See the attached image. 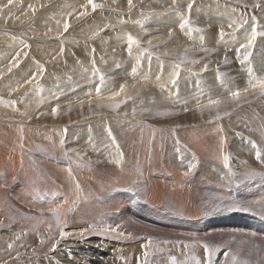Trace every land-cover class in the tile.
I'll use <instances>...</instances> for the list:
<instances>
[{"label":"rangeland","instance_id":"obj_1","mask_svg":"<svg viewBox=\"0 0 264 264\" xmlns=\"http://www.w3.org/2000/svg\"><path fill=\"white\" fill-rule=\"evenodd\" d=\"M25 1L13 0L5 8L8 0H0V18L3 17L4 21L0 23V135L5 143L12 145L10 148H14V144L9 139L11 134L15 135L18 156L0 164V205L4 206L0 214V264H47L50 261L48 255L57 250L52 243L45 246L38 236L30 239L27 237L30 230L16 226L19 212L20 216L28 214V211L34 212L24 209L16 196L21 195L39 207L46 196L58 198L65 193L71 198L76 196L75 203L83 208L91 209L96 205L94 207L99 209L90 218L85 217L83 211H78L82 215L80 220L74 223L69 219L64 227V231H69L68 236H74L72 232L79 230L81 223L82 226L87 223V227L83 226L85 228L96 223L97 229L87 233L88 237H111L128 245L130 240L146 239L148 243V238H152L153 246L148 249L149 264H169V255L184 260L193 252L201 258L196 253V245L203 247L202 243L192 245L197 240L221 245L215 254V262L231 250L237 254L238 262L264 264V227L254 221L257 215L251 217V214L264 216V207L254 204L264 202V199L251 198L255 194L264 196L260 191L264 189V163L256 158L257 152L264 158V95L258 88L243 94V90L249 88V70L256 78H264V35L257 36L250 50L252 54L244 63H241L244 50L240 48L251 34L253 24L258 32L264 33V0H132L131 10L128 0H94L103 5L94 11L87 0ZM190 2L193 7L189 14L187 5ZM85 9L88 14L80 17L79 13ZM9 18L14 20L7 22ZM183 19H188L189 24L182 29ZM244 20L248 23L234 31L236 25ZM22 21L25 22L23 25L20 24ZM65 21L72 22L67 32L63 29ZM229 24L233 27L229 28ZM221 28L226 34L223 38L220 36ZM129 34L136 41L131 54L128 50ZM17 60L18 66L12 67ZM121 85L125 86L124 93L113 96L120 91ZM236 90L242 92L239 101L231 99V93ZM127 92L131 94L126 95ZM215 99H227V103L219 107L209 105V101ZM11 101L16 103L13 105ZM109 104H119V107H109ZM53 108L58 109L55 115L52 114ZM174 109L175 113H171ZM191 110H200L199 114L207 115L206 121L200 120L199 124H208V129L203 134L199 133L203 140L202 148L205 145L207 153L204 156L199 153L196 158L192 153L194 140L189 142V134L185 131L187 124H180L181 119L188 121ZM225 112L230 114L224 115ZM146 123L152 129L141 127ZM199 124L189 126L197 128ZM137 129H142L143 134L138 130L135 135L133 131ZM145 130L151 135H147ZM134 136L139 137L135 139ZM129 138L138 141L140 145L135 143L138 149L132 143L135 141ZM48 143H52L50 148V144L46 146ZM249 147L254 157L249 156ZM52 148L60 151L59 159L53 156ZM225 150L227 165L225 161L219 163L226 156L223 154ZM75 155L89 157L92 166L99 163L104 167V170L95 172L106 178L98 179L102 187L94 184L97 192L81 182H77V187L72 177L75 173L68 167L62 173H65L62 176L65 180L53 171L55 175L50 182L55 185L47 188L48 191L45 189L43 194L44 189L37 187L35 180H40L39 176L48 177L49 170L38 162L56 158L65 165V161L69 162L70 156ZM93 158L97 160L93 161ZM188 163L190 166L192 163L191 168ZM225 167L229 168V178L224 173ZM217 175H222L221 182ZM214 179L225 186L219 188ZM64 181L70 182V188ZM147 192L158 198L154 205L160 204L164 209L162 218L166 216L167 208L181 222L188 220L189 213L197 214L201 217L199 228L195 227L192 233L180 232L151 221L154 209L146 210L147 216L135 208L134 203L125 208L126 193L132 197L136 194L143 197ZM3 198L11 205L4 204ZM198 204L203 207L208 222L201 211H189ZM253 204V207H248ZM96 214L97 220L94 218ZM101 214H104L102 224ZM50 224L52 236L58 237L59 228L53 221ZM105 226L119 227L115 232L105 233L100 230ZM18 234L20 239H16ZM9 243L12 248L8 247ZM157 245L165 251L158 252ZM131 248L121 250L117 256L109 255L108 263H102L101 259L100 264H138V258H144L140 254L143 253L141 246Z\"/></svg>","mask_w":264,"mask_h":264},{"label":"bare ground","instance_id":"obj_2","mask_svg":"<svg viewBox=\"0 0 264 264\" xmlns=\"http://www.w3.org/2000/svg\"><path fill=\"white\" fill-rule=\"evenodd\" d=\"M25 1V0H24ZM28 1V0H27ZM40 1V0H39ZM38 1V2H39ZM41 1H45V0H41ZM111 1V0H110ZM243 1V0H242ZM250 1V0H249ZM259 1V0H258ZM261 1V0H260ZM3 2V1H2ZM47 2H48V0H47ZM51 2V1H50ZM101 2V1H100ZM117 2V1H116ZM123 2V1H122ZM246 2V1H245ZM261 2H263V1H261ZM261 2H259V3H261ZM25 3H26V1H25ZM240 3V2H239ZM257 3V2H256ZM39 4H41L40 2H39ZM45 4V3H44ZM82 4V3H81ZM116 4V3H115ZM102 5V4H101ZM35 6H36V4H35ZM106 7V6H105ZM26 9V8H25ZM51 9V8H50ZM53 9V8H52ZM51 9V10H52ZM87 9V8H86ZM85 9V10H86ZM99 9V8H98ZM39 10V9H38ZM49 10V9H48ZM48 10H45V11H48ZM32 11H33V8H32ZM89 11V10H88ZM31 12V11H30ZM34 12V11H33ZM32 12V13H33ZM117 12V11H116ZM26 15V14H25ZM99 15V14H98ZM4 16V15H3ZM73 16H75V15H73ZM71 17V16H70ZM84 17V16H83ZM256 17V16H255ZM67 18V17H66ZM2 19H3V17H2ZM1 18H0V23H3L4 21L2 20ZM67 19H69V18H67ZM80 19V18H79ZM12 20H14V19H10L9 18V20L7 21V22H11ZM27 20V19H26ZM85 20V19H84ZM69 21V20H68ZM29 22H31V19L29 20ZM72 22H73V20H72ZM71 22V23H72ZM25 22H21L20 24H24ZM71 23H69L70 25H71ZM28 24V23H27ZM62 26V25H61ZM25 27V26H24ZM72 28V27H71ZM19 29V28H18ZM61 30V29H60ZM60 30L57 32V34H59V32H60ZM62 31V30H61ZM50 34H54V33H50ZM66 34V33H65ZM54 35H56V34H54ZM61 35V34H60ZM67 35V34H66ZM59 36V35H58ZM60 38V37H59ZM40 42V41H39ZM35 44V43H34ZM193 46V45H192ZM194 48V47H193ZM201 48V47H200ZM199 48V49H200ZM26 50H27V48H25ZM182 50V49H181ZM197 50V49H196ZM209 50H211L210 48H209ZM202 51V50H201ZM200 50H199V52H201ZM20 52V51H19ZM212 52V51H211ZM230 52V51H229ZM198 53V52H197ZM221 55V54H220ZM21 56V55H20ZM231 56H232V54H231ZM18 57V56H17ZM22 57V56H21ZM213 57H214V55H213ZM213 57H212V59H213ZM218 57V56H217ZM215 58H216V56H215ZM214 58V59H215ZM232 58V57H231ZM233 59V58H232ZM20 60H21V58H20ZM199 61V60H198ZM200 62V61H199ZM211 62H212V60H211ZM213 62H215V60L213 61ZM217 62V61H216ZM182 63V62H181ZM231 63V62H230ZM188 65V64H187ZM214 65V64H213ZM209 66V65H208ZM212 66V65H211ZM211 68V67H210ZM175 76V75H174ZM130 88H131V86H129ZM134 87V88H133ZM132 87V89H135V86H133ZM130 90V89H129ZM126 91H127V88H126ZM130 91H132L133 93L135 92V91H133V90H130ZM129 91V92H130ZM137 91V90H136ZM129 92H127L126 93V95L129 93ZM124 93V92H123ZM132 93V94H133ZM136 93V92H135ZM122 94V93H121ZM120 94V95H121ZM129 94H131V93H129ZM128 94V95H129ZM124 95V94H123ZM137 95V94H136ZM199 96V95H198ZM132 97H135V96H132ZM230 98V97H229ZM196 99V98H195ZM204 99V98H203ZM206 99V98H205ZM227 100V99H226ZM225 100V101H226ZM230 101V100H229ZM248 102V101H247ZM105 104L107 103V101L106 102H104ZM96 104V103H95ZM195 104V103H194ZM88 105V104H87ZM110 105V104H109ZM183 105V104H182ZM98 106V105H97ZM195 106V105H194ZM221 106V105H220ZM185 107V106H184ZM210 107V106H209ZM209 107H208V109H209ZM196 108H200V107H197L196 106ZM79 109V108H78ZM87 111H88V109H86ZM178 110V109H177ZM201 110V109H200ZM200 110H199V112L198 111H196V110H191V112H189V113H191V115H190V118H188V121H185L184 119L182 120L181 119V121H180V124L181 125H186L187 124V126H186V128H185V131L186 132H188V134H189V136H188V139H189V142L191 141V139H193L194 140V145L192 146L193 148H191L192 150H194V152H192L193 153V156L196 158V155H198L199 153H203V156H204V154L205 153H207L206 151H204L205 149H206V146L204 145L203 146V148H202V143H203V140H202V137H201V135L200 134H203V132H205L207 129H208V124H206V123H202L201 125L199 124L201 121L200 120H202V122L203 121H206L205 120V117L207 116V115H203V114H199L200 113ZM207 110V109H206ZM205 110V111H206ZM210 110V109H209ZM80 111V110H79ZM175 111V109L174 110H171V113H173V112ZM182 111V110H181ZM211 111H215V110H211ZM223 111V110H222ZM146 112V111H145ZM144 112V113H145ZM207 112V111H206ZM146 113H148V112H146ZM175 113V112H174ZM202 113V112H201ZM138 114V113H137ZM139 114H142V112L140 111V113ZM164 114H166V113H164ZM180 114H182L181 112H180ZM208 114V113H207ZM110 115V114H109ZM176 115V114H175ZM213 115V114H212ZM223 115V114H222ZM140 116V115H139ZM156 116V115H155ZM158 116V115H157ZM173 116V115H172ZM163 116L161 115V117L160 118H162ZM171 117V116H170ZM223 117V116H222ZM44 118V117H43ZM155 120V119H154ZM160 120V119H159ZM190 120V121H189ZM158 121V120H157ZM140 123V122H139ZM170 123V122H169ZM179 123V122H178ZM199 124V126L197 127V128H195V127H192V126H189V124ZM142 124V123H141ZM176 124H177V121H176ZM42 125V124H41ZM144 125V124H143ZM139 126H140V124H139ZM142 128H147V127H149L150 128V125L148 124V123H146L145 124V127H143V126H141ZM161 127V126H160ZM0 128H1V125H0ZM139 128V127H138ZM179 128V127H178ZM150 129H152V128H150ZM181 129V128H180ZM179 129V130H180ZM138 130L139 129H137L136 131H133L134 132V134L136 135L137 134V132H138ZM175 130V129H174ZM173 130V131H174ZM183 130V129H182ZM140 132L142 131V129L141 130H139ZM143 131H144V129H143ZM146 131V130H145ZM151 131V130H150ZM212 131V130H211ZM136 132V133H135ZM140 132H139V134H140ZM147 132V131H146ZM1 133V132H0ZM39 133V132H38ZM129 133H132V131L131 132H129ZM142 133V132H141ZM150 132L148 131L147 132V135H151V133L149 134ZM179 133V132H178ZM185 133V132H184ZM200 133V134H199ZM138 134V135H139ZM143 134V133H142ZM145 134V136H146V133H144ZM233 134V133H232ZM133 135V134H132ZM178 135V134H177ZM205 135L207 136V134L205 133ZM42 136V135H41ZM184 136H186V135H184ZM130 137H131V135H130ZM137 137H139V136H137ZM136 137V138H137ZM140 137H141V135H140ZM134 138H135V136H134ZM135 138V139H136ZM142 138H143V135H142ZM148 138V137H147ZM146 138V139H147ZM150 138V137H149ZM263 138V137H262ZM0 164L1 163H3V162H7V160L8 159H14L15 160V158H18V156H17V154H16V147L15 146H17V140H16V138H15V135L14 134H11V138L9 139L10 140V142L12 141L13 142V146H14V148H10L11 146L9 145V143H5V139H3L2 137H1V135H0ZM86 139V138H85ZM129 139H131V138H129ZM132 139H133V137H132ZM131 139V140H132ZM135 139L134 140H132V141H135ZM143 139H145V138H143ZM142 139V140H143ZM186 139H187V137H186ZM187 139V140H188ZM58 140H59V138H58ZM88 140V139H87ZM138 140H140V139H138ZM238 140V139H237ZM137 141V140H136ZM132 142L133 143V145H135L136 146V144H139L138 143V141L137 142ZM141 141V140H140ZM139 141V142H140ZM148 141H149V139H148ZM236 141V140H235ZM143 142L145 143V140H143ZM147 142V141H146ZM206 142H207V140H206ZM237 142V141H236ZM129 143H131V142H129ZM136 143V144H135ZM141 143H142V141H141ZM41 144H44V142H42ZM50 143H48V144H46V146H48ZM124 144V143H123ZM143 144V143H142ZM212 144V143H211ZM239 144H241V143H239ZM140 145V144H139ZM226 145H227V143H226ZM46 146H45V148H46ZM52 146V143L48 146V148H50ZM70 146V145H69ZM129 146H130V148H131V146L132 145H130L129 144ZM128 146V147H129ZM138 146V145H137ZM134 147V148H137L138 149V147ZM166 146V145H165ZM191 146V145H190ZM215 146V145H214ZM228 146V145H227ZM126 147V146H125ZM151 147V146H150ZM221 147V146H220ZM243 147H245V146H243ZM71 148H73V147H71ZM133 148V147H132ZM133 148V149H134ZM219 148V147H218ZM225 148H226V146H225ZM236 149H237V147H235ZM246 148V147H245ZM248 148V147H247ZM246 148V149H247ZM264 148V147H263ZM53 149V148H52ZM75 149V148H74ZM166 149V148H165ZM219 149H221V148H219ZM54 150V149H53ZM124 150V149H123ZM191 150V151H192ZM237 150H240V149H237ZM248 150V149H247ZM136 151V150H135ZM168 151V150H167ZM215 151H216V148H215ZM214 151V152H215ZM222 151V150H221ZM220 151V152H221ZM234 151V150H233ZM54 155L53 156H55V157H58L57 159H59V157H60V151L58 150V149H55L54 151ZM225 153H223V154H225L226 156H227V153H226V150L224 151ZM61 153H64L65 154V152H61ZM229 153V152H228ZM231 153V152H230ZM238 153V152H237ZM248 153H249V156L250 157H254V153H253V150L249 147V151H248ZM219 154V153H218ZM245 154H247V152L245 153ZM216 155V154H215ZM241 155V154H240ZM246 156V155H245ZM20 157V156H19ZM62 157V156H61ZM193 157V158H194ZM225 157V156H224ZM65 158V157H64ZM64 158H61V159H64ZM70 158H71V160H70ZM70 158H69V162H68V160H66L65 161V165H63L64 164V162H63V164L62 163H60L59 162V160H57L56 158H53V159H55V160H53V161H45L44 159H42V160H40L38 163L42 166V167H44V168H46L47 170H49V176L48 177H42V176H39V178H40V180H35V184L37 185V187H39V188H42V189H44L43 190V194H45V192L46 191H48L49 189H47V188H50V187H54V185L55 184H52L51 182H50V180H53L52 178H53V176L55 175V173L53 172V171H55L56 173H58L60 176H61V178H63L62 176H64L65 175V173L62 175V173L63 172H66L67 170H68V167H70L71 168V170L76 174H74L73 175V173H72V177L74 176V179H75V182H76V186L77 185H79V184H77V182H81V183H84V184H87L88 186L90 185L92 188H93V190L94 191H96V188H95V186L96 187H100L101 185H102V182L100 183V181H98V179L100 180H102V179H104V177L103 178H101L100 177V175L98 176V175H96L95 174V172L96 171H98V170H100V169H103L102 168V166L101 165H98V164H95L94 163V167L92 166V164H91V162L89 161V157L87 158H82V157H79V156H77V155H75V156H70ZM130 158V157H129ZM136 158H137V156H136ZM199 158V157H198ZM246 159H247V157H245ZM39 159V158H38ZM48 159V158H47ZM50 159V158H49ZM238 159V158H237ZM17 160V159H16ZM94 160H97V158L95 159V158H93V161ZM191 160V159H190ZM210 160V159H209ZM243 160V159H242ZM253 160V159H252ZM189 161V160H188ZM194 161V160H193ZM222 161H224L223 159L222 160H219V163H221ZM249 161V160H248ZM16 162H18V161H16ZM96 162V161H95ZM191 162V161H190ZM197 162V161H196ZM195 162V163H196ZM203 162V161H202ZM13 163V162H12ZM21 163V162H20ZM112 163V162H111ZM240 163V162H239ZM255 163V162H254ZM6 164H8V163H6ZM11 164V163H10ZM10 164H8V165H10ZM110 164V163H109ZM182 165L184 164V163H181ZM189 164V166H190V163H188ZM236 164V163H235ZM241 164V163H240ZM248 164V163H247ZM19 165H21V164H19ZM25 165V164H24ZM113 165V164H112ZM122 165V164H121ZM120 165V166H121ZM226 165V164H225ZM13 166H14V164H13ZM22 166V165H21ZM21 166H20V168H21ZM124 166V165H123ZM191 166H192V163H191ZM191 166H190V168H191ZM211 166V165H210ZM15 167V166H14ZM95 167H98L97 168V170L95 169ZM109 167V166H108ZM131 167V166H130ZM223 167V165L221 166V168ZM232 167V166H231ZM17 168V167H16ZM23 168V167H22ZM113 167H111L110 169H112ZM121 168H122V166H121ZM132 168V167H131ZM189 168V169H190ZM214 168V167H213ZM236 168V167H235ZM124 169V168H123ZM206 169V168H205ZM229 168H226L225 167V174H226V177L227 178H229L228 177V170ZM104 170V169H103ZM107 170V169H106ZM113 170H114V168H113ZM120 170V169H119ZM125 170V169H124ZM231 170V169H230ZM240 170V169H239ZM115 171V170H114ZM128 171V170H127ZM126 171V172H127ZM243 171V170H242ZM118 172H120V171H118ZM193 172V171H192ZM121 173V172H120ZM243 173H245V172H243ZM47 174V173H46ZM67 174V173H66ZM128 174H129V172H128ZM232 174V173H231ZM69 175H70V171H69ZM106 175V174H105ZM120 175V174H119ZM207 175V174H206ZM102 176H104V175H102ZM199 176H201V175H198L197 176V178L199 177ZM218 176V175H217ZM71 177V178H72ZM133 177V176H132ZM203 177V176H202ZM218 177H220V176H218ZM224 177V176H223ZM59 178V177H58ZM65 178V177H64ZM63 178V179H64ZM109 178V177H108ZM200 178V177H199ZM221 178H222V175H221V177L219 178V182H221ZM60 179V178H59ZM73 179V180H74ZM106 179V178H105ZM104 179V180H105ZM218 179V178H217ZM58 180V179H57ZM65 180V179H64ZM68 180V179H67ZM69 180H70V178H69ZM73 180H71V181H73ZM109 180V179H108ZM179 180V179H178ZM215 180V185L217 186L218 185V187L219 188H221V187H224L225 185L223 184V185H220V183L219 182H217V180L216 179H214ZM62 181V180H61ZM110 181V180H109ZM108 181V182H109ZM66 184H70V182L69 181H64ZM112 182H113V180H112ZM217 182V183H216ZM223 182V181H222ZM27 183H28V185L31 187V188H33L32 187V184L31 183H29L28 181H27ZM105 183V182H104ZM134 183V182H133ZM147 183H148V181H147ZM94 184H95V186H94ZM67 185V186H68ZM151 185V184H150ZM34 186V185H33ZM66 186V187H67ZM76 186H74V188H77ZM81 186V185H80ZM104 186H107V185H104ZM111 186V185H110ZM114 186V185H113ZM65 187V186H64ZM102 187V186H101ZM100 187V188H101ZM69 188H70V185H69ZM85 188V187H84ZM104 188V187H103ZM107 188V187H106ZM35 189H37V188H35ZM45 189H46V191H45ZM216 189V188H215ZM39 190V189H38ZM100 191H101V189H99ZM150 190V189H149ZM170 190V189H169ZM2 191V190H1ZM53 191V190H52ZM67 191H69V189L67 190ZM66 191V192H67ZM86 191V190H85ZM84 191V192H85ZM108 191V190H107ZM106 191V192H107ZM157 191V190H156ZM222 191V190H221ZM220 191V192H221ZM260 191H262L263 193H264V189H260ZM87 192V191H86ZM97 192V191H96ZM208 192V191H207ZM217 192V191H216ZM39 193V192H38ZM61 193V192H60ZM59 193V194H60ZM156 193V192H155ZM212 193H214L213 192V190H212ZM211 193V194H212ZM223 191H222V196H225V193H224V195H223ZM39 194H41V193H39ZM70 194V193H69ZM76 194H77V192H76ZM86 194V193H85ZM88 194V193H87ZM101 194V193H100ZM208 194V193H207ZM216 194V193H215ZM152 195V194H151ZM156 195H157V193H156ZM155 195V196H156ZM7 196V195H6ZM16 196V195H15ZM56 196H57V194H56ZM72 196H73V194H72ZM75 196V195H74ZM159 196V195H158ZM221 196V195H220ZM257 196V194H255L254 196H252L251 198H254V197H256ZM261 196V195H260ZM54 197V196H53ZM58 197V196H57ZM80 197V196H79ZM153 197V200H152V204L154 205V204H156V203H158V201H157V197L155 198L154 196H152ZM216 197V196H215ZM28 198V197H27ZM75 198H76V196L74 197V198H71L67 193H65V196H63V197H58V198H49V197H47L46 196V200L45 201H43V202H41L40 204H39V207L38 206H35L30 200H28V199H26V198H24V197H22L21 195H18V196H16V200L24 207V209H27V210H32V211H34V212H31V211H28V214L26 213V214H23V215H21L20 216V212H19V214L17 215L18 216V218H17V216H16V219H17V223H16V226L17 227H21L22 229L23 228H25V229H28V230H30L28 233L30 234V236L28 235L27 237H31V236H35L34 237V239L38 236V237H41V239H43V243H41V244H43V245H45V246H48V245H50V243H52V245H56V247L54 248V249H57V250H60V251H62V252H60V253H58L57 252V250H56V252L54 251L53 253L54 254H49L48 255V258H50V261L49 262H51L52 264H100L101 263V259L103 260L102 261V263H104V261H108L109 259H110V257H109V255H113V256H117L119 253L118 252H120L121 250H123V249H127V248H131V247H137V246H141V249H142V251H143V253H144V249L142 248V245H144V244H146V239H143V240H141V239H138V240H130L129 241V245L128 244H124V243H120L119 241H118V239H117V241H115L116 240V238H115V240L113 239V238H111V237H109V238H107V239H104V238H101V237H98V238H93V237H88L87 235L89 234H86L85 236H81V235H79L80 234V228H82V229H84L85 227H87V223L86 222H84L83 224L85 225V227H83L82 226V223L81 222H83V221H81L80 223H81V226H80V228H79V230H76V231H74V232H72L73 234L72 235H74V236H66V237H61L60 235L58 236V237H53L52 236V227L51 228H49V225H51L50 224V221H53L55 224H56V219H55V217L53 216V213H52V209H57V208H59L60 209V217H61V219L62 220H66V221H68L69 219H72V221H74V223L76 222V221H78V220H80L79 219V217H82V215L80 214V213H77L78 211H83L84 213H86V215H85V217H89L90 218V215L92 216L94 213H95V210H98L99 211V209H98V207H94V206H96V205H93V207L91 208V209H88V208H86L85 206H84V208L80 205V204H78V203H75V210L74 211H72V212H68L67 211V209H68V207H70V206H72L73 205V202H75ZM166 198V197H165ZM68 199H70V201H68ZM93 199V198H92ZM103 199V198H102ZM167 199V198H166ZM165 199V200H166ZM3 200H4V204H9V203H7V200L5 199V198H3ZM10 201V200H9ZM15 201V200H14ZM84 202H86V201H84ZM164 202V201H163ZM168 202V201H167ZM17 204V203H16ZM6 205V206H7ZM9 205H11V204H9ZM160 205V204H159ZM3 205L1 204L0 205V214H2L3 213ZM26 210V211H27ZM40 212V213H39ZM22 213H24V212H22ZM21 213V214H22ZM44 213H46L47 215H44ZM185 215V214H184ZM76 216H78V217H76ZM96 217V220H97V214H96V216H94V218ZM88 220H90V219H88ZM87 220V221H88ZM92 222V221H91ZM98 222V221H97ZM89 224V223H88ZM73 225V224H72ZM74 225H76V224H74ZM80 225V224H79ZM253 225H255V226H257L258 227V225H256L255 223H253ZM71 226V225H70ZM89 226V225H88ZM73 227V226H72ZM72 227H69V228H72ZM78 228V227H77ZM116 228V227H115ZM242 228H244V227H242ZM241 228V229H242ZM259 228V227H258ZM19 229V228H18ZM65 229V228H64ZM116 229H118V228H116ZM75 230V229H74ZM21 231V230H20ZM60 231V230H59ZM59 231H58V233H59ZM69 232V231H68ZM27 233V234H28ZM75 233H78V234H75ZM112 233V232H111ZM26 234V235H27ZM71 234V233H70ZM114 234V233H113ZM115 235V234H114ZM87 236V237H86ZM31 239V238H30ZM33 239V238H32ZM33 239V240H34ZM32 242H34V241H32ZM37 242V241H36ZM41 242V241H40ZM133 242H136L135 244L133 243ZM227 242H228V240H227ZM130 243H133L134 245H130ZM35 245H36V243H34ZM194 243H192V245H193ZM196 245V244H195ZM44 246V247H45ZM50 248V247H49ZM52 248V247H51ZM132 249V248H131ZM133 249H135V248H133ZM140 249V248H139ZM140 249V250H141ZM192 249V248H191ZM32 250H33V248H32ZM138 250V249H137ZM3 251V250H2ZM48 251H50V250H48ZM31 252V251H30ZM42 252V251H41ZM131 252V251H130ZM23 253V252H22ZM143 253H141L140 252V254H143ZM190 253V252H189ZM196 253H198V254H200V256H201V258H202V261L204 260V250H203V247H201V246H197L196 245ZM130 254V253H129ZM131 254H132V252H131ZM138 254V253H137ZM137 254H135L134 255V257L137 255ZM27 255V254H26ZM35 255V254H34ZM120 255V254H119ZM122 255V254H121ZM125 255V254H124ZM126 255H128V254H126ZM4 256V255H3ZM36 256V255H35ZM39 256V255H38ZM43 256V255H42ZM70 256H71V258H70ZM129 257L131 256V255H128ZM177 257H178V255H176ZM216 256V255H215ZM2 257V256H1ZM133 257V256H132ZM131 257V258H132ZM162 257H164V256H162ZM167 257V256H166ZM181 257V256H180ZM18 258V257H17ZM142 258H143V256H142ZM165 258V257H164ZM219 258V257H218ZM2 259V258H1ZM40 259V258H39ZM56 259H58V260H56ZM71 259V260H70ZM115 259V258H114ZM130 259V258H129ZM134 259V258H133ZM136 259V258H135ZM140 259V258H139ZM166 259V258H165ZM163 260V262L165 261L166 262V260ZM183 259V258H182ZM160 260H161V258H160ZM168 260V259H167ZM177 260H180V259H177ZM225 260V257H224V255L222 254V256H220V258L219 259H216V262H215V264H222V262ZM37 261H38V259H37ZM111 261V260H110ZM135 261H137V260H135ZM162 261V260H161ZM6 262V261H5ZM49 262L47 263V264H49ZM108 263V262H107ZM126 263V262H125ZM168 263V262H167ZM3 264V263H2ZM111 264V263H110ZM165 264V263H164Z\"/></svg>","mask_w":264,"mask_h":264},{"label":"snow or ice","instance_id":"obj_3","mask_svg":"<svg viewBox=\"0 0 264 264\" xmlns=\"http://www.w3.org/2000/svg\"><path fill=\"white\" fill-rule=\"evenodd\" d=\"M174 2H175V0H174ZM12 3H13V0H8V4L4 5V7L6 8L8 5H11ZM87 4L92 6L93 11L96 8H102L103 7V5L95 3L94 0H87ZM128 5H129V10H131V8L133 6L132 0H128ZM257 6H259V5H257ZM29 7H32V6L29 5ZM192 7H193V3L192 2L188 3L187 10H188L189 14L191 12ZM33 11H35V9H33ZM87 14L88 13L85 10L84 12L79 13V16L83 17V16H86ZM69 15H71V13H69ZM247 23H248V21L244 20L242 22V24H237L236 28L233 29V30L236 31L237 29L241 28L243 26V24H247ZM188 24H189V20L188 19H183L181 24H180V27L183 29ZM228 27L232 28L233 25L229 24ZM69 28H70V24L67 21H65L64 24H63L64 31L67 32ZM197 30L199 31V29H197ZM171 35H172V33L169 32V36H171ZM224 35H226V34H225L224 30L221 28L220 29L221 38H223ZM258 35H264V33L258 32L256 25L253 24L252 28H251V34L246 38V43H243V44L240 45V48L244 50L243 60H241V63H244V61H248L249 60V58H250V56L252 54L250 50L254 46V43H255L256 38H257ZM128 41H129L128 50H129V54H131L132 45L134 43H136V41L133 39L131 34L128 35ZM148 43L151 44V41H149ZM25 47H27V45H25ZM61 51H63V49H61ZM238 52H239V50H238ZM25 55H27V53H25ZM17 56H19V53H17ZM193 63H196V61H193ZM18 64H19V61L17 60L16 63L12 65V67H16V66H18ZM177 67H179V65H177ZM204 67H205V69H207V65H205ZM9 71H11V67L9 68ZM135 71H136V69L133 68V72H135ZM42 74H43V67L41 66V75ZM173 75L178 76V73H174ZM249 76H250V79L248 81L249 88H245L243 90V94H248L249 89H257L258 88L259 91H260V94L264 95V78H256L255 76L252 75L251 70H249ZM101 79H103V77H101ZM158 79H159V77H158ZM253 81H255V82H253ZM28 82H30V81H26V83H28ZM172 83H175V80H173ZM15 90L16 89H13V91H15ZM97 91L99 92V89H97ZM124 91H125V86L121 85L120 91L114 93L113 96H119ZM241 96H242V92L240 90H236V91H233L231 93V99L233 101H239L241 99ZM128 98L131 99V97H128ZM11 103L14 105L16 102L15 101H11ZM222 103H227V101H221L219 99H215V100H210L209 101V105L217 106V107H219ZM108 106L117 108V107H119V104L108 105ZM57 111H58L57 108H53L52 109V114L55 115L57 113ZM229 114L230 113H228V112L224 113V115H229ZM133 115H135V111L133 112ZM29 119H31V117H29ZM109 132H110V130H109ZM77 155H79V153H77ZM256 158H257V160H260L262 163H264V158L261 157L259 152L256 153ZM224 161H225V164L227 165V161H228V157L227 156L224 157ZM185 174L187 175L188 173H185ZM77 187H79V186L77 185ZM256 203H259L261 205V207H264V202H254V204H256ZM254 204L253 205H248V207H253ZM74 210H75V202H73L72 206L68 207L67 211L68 212H72ZM51 211L53 213V216L56 219V227L59 228V230H60L59 231V235L61 237L68 236L69 233L64 231V227L66 226L67 221L61 219V217H60V209L59 208L52 209ZM103 215L104 214H101V217H100V223L101 224L103 223ZM51 227H52V225H49V228H51ZM118 227L119 226H117V228ZM96 229H97V224L96 223L90 224L88 228H84V229L80 230V235L83 237L87 233H89L90 231H95ZM100 230L102 232H105V233H110V232H115L117 229L116 228H112L111 226H105V227H102ZM119 235H123V233H119ZM130 235L131 234L129 233V236ZM16 239H20L19 234L17 235ZM41 243H43V239L41 240ZM161 243L168 244V243H171V242L170 241H162ZM176 243L179 244L181 242L177 241ZM193 243L194 244L202 243L203 250H204V260L203 261L201 260L200 257L195 255V253L193 252L190 256H186L184 260H177V258L175 256L169 255L167 257V259L169 261V264H215L214 257H215L216 252L219 251V248H220L221 245L210 244L207 241H198V240L194 241ZM151 246H153L152 238H148V243L142 245V248L145 249V251L143 253V257L144 258L142 260H140L138 258V264H149L148 257L150 255V252L148 251V249ZM8 247L12 248L13 245L11 243H9ZM55 247H56V245L54 244L53 248H55ZM156 250L158 252H164L165 251V249L158 247V245L156 246ZM224 256H225V260L222 262V264H229V261H231V264H248L247 261H239L238 262L237 254L231 252V250L225 252ZM121 259H124V258L121 257Z\"/></svg>","mask_w":264,"mask_h":264}]
</instances>
